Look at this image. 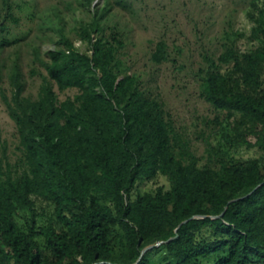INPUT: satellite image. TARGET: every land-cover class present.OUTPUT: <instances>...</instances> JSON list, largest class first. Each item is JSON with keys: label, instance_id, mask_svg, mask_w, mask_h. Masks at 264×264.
<instances>
[{"label": "trees", "instance_id": "1", "mask_svg": "<svg viewBox=\"0 0 264 264\" xmlns=\"http://www.w3.org/2000/svg\"><path fill=\"white\" fill-rule=\"evenodd\" d=\"M131 4L103 0L76 27L90 52L70 36L60 9L42 16L41 26L59 38L47 57L34 46L45 68L36 97L24 93L22 65L13 61L11 93L2 87L1 94L25 167L15 173L7 155L0 158V264H154L153 251L159 264H264V7L251 0L246 8L250 39L259 44L242 51L244 33L226 31L217 61L206 56L200 83L203 96L227 112L229 142L257 145L262 154L232 159L210 143L215 166L200 164L161 100L121 57L124 32L107 14ZM18 6L0 0L1 45L12 40ZM152 58L169 59L165 39ZM56 86L77 91L61 99ZM158 174L168 188L144 185Z\"/></svg>", "mask_w": 264, "mask_h": 264}, {"label": "rangeland", "instance_id": "2", "mask_svg": "<svg viewBox=\"0 0 264 264\" xmlns=\"http://www.w3.org/2000/svg\"><path fill=\"white\" fill-rule=\"evenodd\" d=\"M73 1V6L68 4ZM17 7L20 20L11 24L10 42L0 44V158L6 154L15 173L24 169L19 147V133L15 120L10 116L1 94V88L11 93L9 74L12 63L18 59L25 81L24 93L33 97L38 94L45 68L34 57V46L39 45L44 56L57 46L58 33L49 26H41L42 16L53 8L60 9L63 22L75 43L83 50L89 45L75 31L82 21L90 20L91 10L101 5L80 4L77 0H20ZM251 0H132L129 9L113 6L107 14L110 24H118L124 32L125 46L121 57L142 79V87L149 96L163 103L166 116L189 140L191 149L200 157V164L218 166L217 155H211L212 143L224 155L232 159L258 157L262 150L257 146L233 145L229 142L226 125L227 112L217 109L201 92V74L210 66L206 56L217 61L224 48L226 31H240L238 48L256 47L259 40L250 39L253 27L246 14ZM264 7V0H260ZM76 8V10L74 9ZM111 29H107V33ZM160 39L168 44L169 59L156 62L152 53ZM56 90L61 99L74 95L76 88ZM148 188L170 186L169 179L158 174L144 184ZM154 264L162 260L153 251Z\"/></svg>", "mask_w": 264, "mask_h": 264}, {"label": "water", "instance_id": "3", "mask_svg": "<svg viewBox=\"0 0 264 264\" xmlns=\"http://www.w3.org/2000/svg\"><path fill=\"white\" fill-rule=\"evenodd\" d=\"M194 217V216H193ZM193 217H191V218H193ZM190 218V219H191ZM189 219H186V220H184L182 223H184V222H186V221H188ZM181 223V224H182ZM180 224V225H181ZM178 229V228H177ZM174 237H172V238H170V239H173ZM164 241L163 240H160V241H157L156 243H153V244H150V245H148V246H146L144 249H143V251H142V255L146 252V251H148L149 249H151V248H153V247H155V246H157V245H160L161 243H163ZM141 255V256H142Z\"/></svg>", "mask_w": 264, "mask_h": 264}]
</instances>
